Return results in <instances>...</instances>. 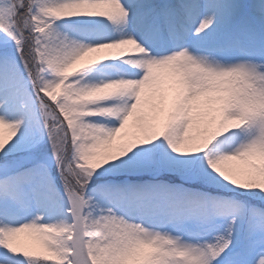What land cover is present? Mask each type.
<instances>
[{
    "label": "snow or ice",
    "instance_id": "1",
    "mask_svg": "<svg viewBox=\"0 0 264 264\" xmlns=\"http://www.w3.org/2000/svg\"><path fill=\"white\" fill-rule=\"evenodd\" d=\"M0 264H264V0H0Z\"/></svg>",
    "mask_w": 264,
    "mask_h": 264
},
{
    "label": "rangeland",
    "instance_id": "2",
    "mask_svg": "<svg viewBox=\"0 0 264 264\" xmlns=\"http://www.w3.org/2000/svg\"><path fill=\"white\" fill-rule=\"evenodd\" d=\"M21 239L24 240V241L31 242V239H32V238L29 237V236H27V234H25V235L23 234V235L21 236Z\"/></svg>",
    "mask_w": 264,
    "mask_h": 264
},
{
    "label": "bare ground",
    "instance_id": "3",
    "mask_svg": "<svg viewBox=\"0 0 264 264\" xmlns=\"http://www.w3.org/2000/svg\"><path fill=\"white\" fill-rule=\"evenodd\" d=\"M25 235V234H24Z\"/></svg>",
    "mask_w": 264,
    "mask_h": 264
}]
</instances>
